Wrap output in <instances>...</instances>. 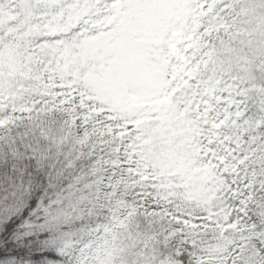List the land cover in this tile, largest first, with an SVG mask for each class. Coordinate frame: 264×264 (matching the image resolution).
Here are the masks:
<instances>
[{
    "label": "snow or ice",
    "instance_id": "1",
    "mask_svg": "<svg viewBox=\"0 0 264 264\" xmlns=\"http://www.w3.org/2000/svg\"><path fill=\"white\" fill-rule=\"evenodd\" d=\"M0 264H264V0H0Z\"/></svg>",
    "mask_w": 264,
    "mask_h": 264
}]
</instances>
